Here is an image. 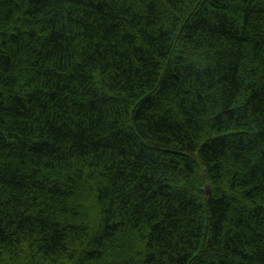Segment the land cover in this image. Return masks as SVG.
Here are the masks:
<instances>
[{
  "label": "trees",
  "instance_id": "16d2710c",
  "mask_svg": "<svg viewBox=\"0 0 264 264\" xmlns=\"http://www.w3.org/2000/svg\"><path fill=\"white\" fill-rule=\"evenodd\" d=\"M0 264H264V0H0Z\"/></svg>",
  "mask_w": 264,
  "mask_h": 264
},
{
  "label": "water",
  "instance_id": "95a60500",
  "mask_svg": "<svg viewBox=\"0 0 264 264\" xmlns=\"http://www.w3.org/2000/svg\"><path fill=\"white\" fill-rule=\"evenodd\" d=\"M208 191H210L209 186H208Z\"/></svg>",
  "mask_w": 264,
  "mask_h": 264
}]
</instances>
